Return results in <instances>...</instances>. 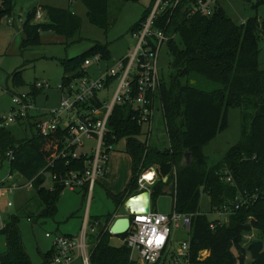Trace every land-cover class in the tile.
Returning <instances> with one entry per match:
<instances>
[{
  "label": "trees",
  "instance_id": "obj_1",
  "mask_svg": "<svg viewBox=\"0 0 264 264\" xmlns=\"http://www.w3.org/2000/svg\"><path fill=\"white\" fill-rule=\"evenodd\" d=\"M80 1L88 22L106 33L111 26L110 0ZM125 1H119V6ZM154 2L143 11L131 34L141 28ZM14 4L15 0H0V21L12 19ZM196 5L197 0H180L174 9L169 6L160 13L154 27L168 38L166 47L172 58V72L167 80L160 78L157 93L168 149L146 147L140 140L143 127L131 106L115 105L108 118V144L123 140L131 160V181L113 200L119 207L126 194L135 192L138 175L153 168L157 179L150 187L152 210L158 197L169 195L173 197V210L193 215L189 231L192 264H264V70L257 61L264 24L260 25L256 18L242 25L234 24L217 4L210 16L198 12L189 15ZM38 9L43 12L44 22L34 21ZM80 25V19L67 9L34 7L22 20L20 47L39 45L43 32L72 39ZM96 54L102 61L109 60L108 48L99 43L81 55L60 59L61 83L88 76L84 61ZM20 72L17 70L10 76L13 87L24 85ZM193 79L213 83L216 88L204 91L191 85ZM40 92L30 91L34 101ZM232 108L240 111L239 141L220 161L209 165L203 148L227 128V112ZM33 120L30 117L27 122L16 124L22 133L25 130L30 133L21 138L10 129L0 130V163L6 160L7 152H13L9 171L21 174L25 180L33 179L34 200L40 208L37 219L53 218L64 189L57 184L51 191L46 189L45 176L40 171L59 149L62 132L40 137L33 132ZM186 153L190 154L189 165L185 163ZM83 168L81 157L66 166L62 161L56 162L48 171L65 173ZM201 191L209 198L213 220L198 210ZM223 208L228 211L227 216L219 219L216 213L223 212ZM95 220L99 219L88 223ZM18 222L19 217L13 214L0 231L6 244V252L0 254V264H31L22 247ZM248 235H253V239L246 243ZM112 237L107 232L98 235L90 264H136L129 261V251L124 245L110 244ZM51 253L42 255V264H46Z\"/></svg>",
  "mask_w": 264,
  "mask_h": 264
},
{
  "label": "built area",
  "instance_id": "obj_2",
  "mask_svg": "<svg viewBox=\"0 0 264 264\" xmlns=\"http://www.w3.org/2000/svg\"><path fill=\"white\" fill-rule=\"evenodd\" d=\"M179 1L155 0L141 28L132 34L135 39L134 47L112 66L100 71L95 78L85 76L66 84L61 83L57 88L60 98L56 106L37 110L34 108L35 103L30 92L12 95L10 114L0 117V130L9 129L12 124L27 122L28 118L33 117V132L36 135L48 137L54 132H62L59 149L40 171V174L45 176V181L48 178L51 182L50 187H45L46 189L51 191L57 184L63 189L81 193L87 197V205L90 203L95 184L107 174L108 154L114 145L107 142V135L110 134L107 122L115 105L126 104L136 111L144 130V143L148 147L154 104L160 87L159 53L168 40L162 30L154 28L155 22L165 8L170 6L174 9ZM215 5V0H197V5L190 10L189 15L198 12L210 16ZM43 19V12L38 9L34 21L42 22ZM13 21L14 19H8L7 24L12 25ZM17 23L21 24L22 20L17 19ZM101 61L100 55L96 54L84 61V67L92 62L100 64ZM113 83L115 89L110 100L101 98L99 95ZM47 88V82L35 81L31 90ZM5 156L8 162L13 160L12 151L7 152ZM81 157L84 160V168L81 171H48L56 162L62 161L66 166ZM148 174L151 175L150 178H147ZM156 179L155 170L150 168L138 175L135 192L123 197L119 207L123 206L127 211L129 227L120 239L121 244L129 251V261L136 264H192L189 254L192 214H180L172 208L168 214H160L152 210L151 203L147 214H139L128 206V202L142 192L150 193V187ZM32 181L33 179L25 180L21 174L9 171L0 181V197H7L21 190L33 191ZM171 199L173 200V197ZM6 207H12V203L7 202ZM237 208L238 206L235 207ZM226 213L228 211L223 208V212L216 213V216L220 219ZM117 218L121 217L115 213L108 221L95 220L92 224L85 218L77 236L55 237L52 253L46 264H90L91 252L98 242V235L107 232L117 237L110 233V227ZM4 226L5 219L0 212V231ZM88 227L98 228L97 234L87 236ZM184 231L187 232L186 238L180 240L178 233ZM45 237L50 238V235L46 234ZM90 239L92 241L88 243Z\"/></svg>",
  "mask_w": 264,
  "mask_h": 264
},
{
  "label": "rangeland",
  "instance_id": "obj_3",
  "mask_svg": "<svg viewBox=\"0 0 264 264\" xmlns=\"http://www.w3.org/2000/svg\"><path fill=\"white\" fill-rule=\"evenodd\" d=\"M119 1L122 0L109 1L108 16L111 26L105 33L88 22L86 9L80 0H15L11 17L14 19V25L8 26L6 18L0 21V117L10 114L12 95L30 92V86L35 81H45L49 88L41 90L35 98L34 108L40 110L56 106L60 98L57 88L63 77L60 59L81 55L95 43L106 46L110 53L109 60L100 62L99 65L92 62L88 69L90 70L88 71L89 76L95 78L98 76H96L98 74L97 67L103 71L126 55L128 50H131L135 45L131 29L138 22L143 11L149 8L154 0H127L121 7ZM215 2L234 24L242 25L247 20L255 18L260 25L264 24V0H215ZM44 6L71 11L81 21L79 31L72 39L63 38L52 32H43L39 37V45L22 49L20 47L21 24L16 20L21 18L24 21L31 9ZM258 47V66L264 70V36L262 35L258 41ZM171 61L172 58L168 55L167 47L163 45L158 60L160 78L168 79L172 72ZM17 70L21 71L24 85L13 87L10 76ZM191 85L204 91L216 88L215 84L205 80L199 82V80L193 79ZM114 89L115 83L109 85L99 96L109 101ZM46 95L48 101H46ZM9 129L16 137L21 136L15 124H12ZM27 134L30 135L29 132ZM24 136L26 135L24 134ZM239 138L240 111L232 108L227 112V128L203 148L208 164L213 165L220 161L226 152L238 143ZM140 140L145 142V136L142 135ZM148 147L159 151L168 149L167 135L158 100L154 104ZM108 171L109 178L100 179L95 184L88 205L87 197L85 198L77 191L71 192L64 189L59 195L53 218L37 219L40 208L34 200L32 190H21L7 197H0V212L3 217L6 219L13 214L19 217L18 230L22 247L31 264L43 263L42 255L49 252L55 237L77 236L81 231L85 213L88 216V221L95 218L103 221L105 217L113 216L115 213L120 217L128 216L123 206H116L113 200V196L122 194L131 181V160L125 152L123 140L113 145L112 151L108 154ZM8 174L9 163L8 160H5L0 163V181ZM50 185L51 182L47 178L44 186L49 188ZM171 198L169 195L158 197L154 203V211L168 214L172 208ZM7 202L12 203L11 209H7ZM198 210L207 215L209 220L214 219V215L210 213L209 198L202 191ZM97 232L98 228L88 227L86 230L87 236H94ZM186 233V231L179 232L178 238L185 239ZM46 234H49L50 238H46ZM251 239H253V235L246 236V243ZM91 241L92 239L88 243ZM4 243L5 238L0 235V254L6 252ZM110 244L114 247L121 245L117 237H112Z\"/></svg>",
  "mask_w": 264,
  "mask_h": 264
},
{
  "label": "water",
  "instance_id": "obj_4",
  "mask_svg": "<svg viewBox=\"0 0 264 264\" xmlns=\"http://www.w3.org/2000/svg\"><path fill=\"white\" fill-rule=\"evenodd\" d=\"M186 165L190 164V154H185ZM128 206L135 213L147 214L150 210V193L147 191L139 194L135 199L128 202ZM129 219L127 217L117 218L110 227V233L114 236L125 235L128 231Z\"/></svg>",
  "mask_w": 264,
  "mask_h": 264
},
{
  "label": "crops",
  "instance_id": "obj_5",
  "mask_svg": "<svg viewBox=\"0 0 264 264\" xmlns=\"http://www.w3.org/2000/svg\"><path fill=\"white\" fill-rule=\"evenodd\" d=\"M20 19H21V18H20ZM21 20H22V19H21ZM43 20H44V19H43ZM12 26H13V25H12ZM129 51H130V50H128V52H129ZM128 52H127V53H128ZM127 53H126V54H127ZM124 56H125V55H124ZM124 56H123V57H124ZM123 57H122V58H123ZM120 59H121V58H120ZM101 62H103V61H101ZM115 63H116V62H115ZM91 65H92V64L90 63L89 66L85 67V70H86L88 76H89L88 71H90V70H88V69L91 67ZM98 65H99V64H98ZM97 71H98V74H99V72L102 71V70H101V68L97 67ZM98 74H96V76H97ZM90 77H91V76H90ZM45 97H46V101H48V96L46 95ZM59 97H60V96H59ZM16 126H17V125H16ZM17 127H18V126H17ZM29 131H30V130H29ZM18 132H20L21 136L24 135V134H25V135L27 134V130H25V133L23 134V133H22L23 130H22L21 128H19V127H18ZM21 136H20V137H17V138H21ZM106 178H109L108 163H107V174H106L104 177L100 178V179H106ZM100 179H99V180H100ZM112 180H113V179H112ZM170 197H171V196H170ZM21 206H22V205H21ZM11 208H12V207L7 208V209H11ZM8 218H9V217H7L6 219L4 218V219H5V223H6V221L8 220ZM85 218L88 219V216H87L86 213L84 214V218L82 219V221H83ZM69 236H71V235H69ZM118 239H119V238H118ZM119 240H120V239H119ZM120 243H121V241H120ZM4 245L6 246L5 243H4ZM51 250H52V247H51V249H50L49 251H51Z\"/></svg>",
  "mask_w": 264,
  "mask_h": 264
},
{
  "label": "bare ground",
  "instance_id": "obj_6",
  "mask_svg": "<svg viewBox=\"0 0 264 264\" xmlns=\"http://www.w3.org/2000/svg\"><path fill=\"white\" fill-rule=\"evenodd\" d=\"M150 177H151V175H150V174H148V175H147V178H150Z\"/></svg>",
  "mask_w": 264,
  "mask_h": 264
}]
</instances>
